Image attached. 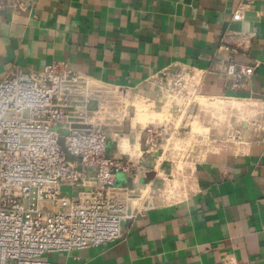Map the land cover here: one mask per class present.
I'll list each match as a JSON object with an SVG mask.
<instances>
[{"label":"crops","instance_id":"0c3cea01","mask_svg":"<svg viewBox=\"0 0 264 264\" xmlns=\"http://www.w3.org/2000/svg\"><path fill=\"white\" fill-rule=\"evenodd\" d=\"M256 61L249 82L231 88L227 62ZM53 62L138 101L136 128L163 117L169 88L163 72L195 67L203 72L198 102L206 108L192 107L194 124L206 132L224 98L264 97V0H0V80L14 67L39 71ZM128 126L127 120L122 129ZM223 132L224 125L209 134ZM134 133L130 139H141ZM198 151L186 199L124 221L119 239L65 253L62 264H221L224 256L264 264L263 147L252 143L244 156L230 147L215 154L196 145ZM117 153L110 140L107 154ZM160 155L146 156L142 182L158 183V159L172 170ZM130 181L117 175L119 184Z\"/></svg>","mask_w":264,"mask_h":264},{"label":"built area","instance_id":"2783aa9c","mask_svg":"<svg viewBox=\"0 0 264 264\" xmlns=\"http://www.w3.org/2000/svg\"><path fill=\"white\" fill-rule=\"evenodd\" d=\"M259 64L227 62L229 86H245ZM196 69L163 72L169 84L163 117L139 128L132 121L140 104L120 87L64 63L10 69L0 80V264H62L44 256L114 242L124 221L183 201L196 145L215 154L230 147L244 156L257 143L264 156V97L224 98L202 132L192 110L206 108L198 102L203 72ZM127 120L129 131L122 129ZM222 125V136L209 134ZM134 132L141 139H130ZM110 140L117 155L107 154ZM159 150L173 168L156 160L158 183H144V159ZM119 173L130 183L119 184ZM221 264L242 263L224 256Z\"/></svg>","mask_w":264,"mask_h":264},{"label":"rangeland","instance_id":"374dc122","mask_svg":"<svg viewBox=\"0 0 264 264\" xmlns=\"http://www.w3.org/2000/svg\"><path fill=\"white\" fill-rule=\"evenodd\" d=\"M195 131H197V130H195ZM44 258L48 259V260H51V261L59 262V263H63L64 262V259L61 256V254L45 255Z\"/></svg>","mask_w":264,"mask_h":264},{"label":"water","instance_id":"95a60500","mask_svg":"<svg viewBox=\"0 0 264 264\" xmlns=\"http://www.w3.org/2000/svg\"><path fill=\"white\" fill-rule=\"evenodd\" d=\"M150 174H152V173H150Z\"/></svg>","mask_w":264,"mask_h":264}]
</instances>
